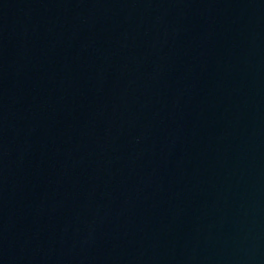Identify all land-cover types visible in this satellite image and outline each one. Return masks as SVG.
I'll use <instances>...</instances> for the list:
<instances>
[{"label":"water","instance_id":"obj_1","mask_svg":"<svg viewBox=\"0 0 264 264\" xmlns=\"http://www.w3.org/2000/svg\"><path fill=\"white\" fill-rule=\"evenodd\" d=\"M0 264H264V0H0Z\"/></svg>","mask_w":264,"mask_h":264}]
</instances>
